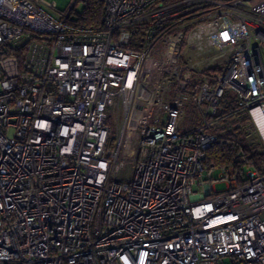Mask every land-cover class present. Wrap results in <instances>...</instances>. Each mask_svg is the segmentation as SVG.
I'll use <instances>...</instances> for the list:
<instances>
[{"label": "built area", "instance_id": "2783aa9c", "mask_svg": "<svg viewBox=\"0 0 264 264\" xmlns=\"http://www.w3.org/2000/svg\"><path fill=\"white\" fill-rule=\"evenodd\" d=\"M104 2L0 0V264H264V0Z\"/></svg>", "mask_w": 264, "mask_h": 264}, {"label": "trees", "instance_id": "16d2710c", "mask_svg": "<svg viewBox=\"0 0 264 264\" xmlns=\"http://www.w3.org/2000/svg\"><path fill=\"white\" fill-rule=\"evenodd\" d=\"M76 2L77 6L72 8L69 17L71 25L79 28H98L102 25L106 13L104 0H76ZM78 5L81 7L78 8ZM222 106V116L231 118L236 111L231 94L225 95ZM236 129L239 128L236 127ZM240 131L233 130L213 143L204 160L206 167L228 165L238 153L246 156L248 165L255 168L264 166V152L251 153L250 147Z\"/></svg>", "mask_w": 264, "mask_h": 264}, {"label": "rangeland", "instance_id": "374dc122", "mask_svg": "<svg viewBox=\"0 0 264 264\" xmlns=\"http://www.w3.org/2000/svg\"><path fill=\"white\" fill-rule=\"evenodd\" d=\"M47 1H56L58 4V8L61 10H65L69 8L74 3L75 0H47ZM80 7L81 5H78V8ZM247 117L248 116L243 118L242 122L247 123L246 121L248 119ZM251 122L253 123V120ZM110 124L112 125L113 129H115L116 127L115 119H111ZM250 126H251V129L250 128L246 130L242 128L236 129L237 122L236 121L234 122L232 118H230L229 121L225 125H223L222 131H221V137H223L226 134H229L233 130L240 131L241 129L240 132L242 133V136L246 139L245 141L247 142V145H249L251 153L264 152V139L259 129L255 125H250ZM262 169H264V166H262ZM224 188H225L224 183H219L216 185V189L218 190H222Z\"/></svg>", "mask_w": 264, "mask_h": 264}, {"label": "bare ground", "instance_id": "6f19581e", "mask_svg": "<svg viewBox=\"0 0 264 264\" xmlns=\"http://www.w3.org/2000/svg\"><path fill=\"white\" fill-rule=\"evenodd\" d=\"M262 129L264 130V125H262Z\"/></svg>", "mask_w": 264, "mask_h": 264}]
</instances>
